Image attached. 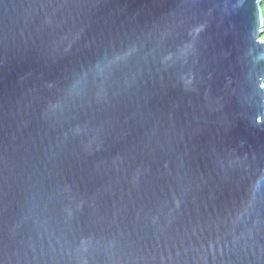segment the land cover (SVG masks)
I'll list each match as a JSON object with an SVG mask.
<instances>
[{
    "label": "water",
    "instance_id": "water-1",
    "mask_svg": "<svg viewBox=\"0 0 264 264\" xmlns=\"http://www.w3.org/2000/svg\"><path fill=\"white\" fill-rule=\"evenodd\" d=\"M264 0H0V264H264Z\"/></svg>",
    "mask_w": 264,
    "mask_h": 264
},
{
    "label": "trees",
    "instance_id": "trees-1",
    "mask_svg": "<svg viewBox=\"0 0 264 264\" xmlns=\"http://www.w3.org/2000/svg\"><path fill=\"white\" fill-rule=\"evenodd\" d=\"M261 8H262V15H263V31H264V1L261 4ZM264 35V33H263Z\"/></svg>",
    "mask_w": 264,
    "mask_h": 264
},
{
    "label": "rangeland",
    "instance_id": "rangeland-1",
    "mask_svg": "<svg viewBox=\"0 0 264 264\" xmlns=\"http://www.w3.org/2000/svg\"><path fill=\"white\" fill-rule=\"evenodd\" d=\"M262 40L264 41V35L262 36Z\"/></svg>",
    "mask_w": 264,
    "mask_h": 264
}]
</instances>
